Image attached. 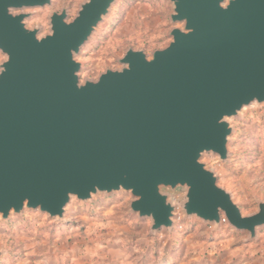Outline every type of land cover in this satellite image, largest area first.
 <instances>
[{
	"label": "water",
	"instance_id": "obj_1",
	"mask_svg": "<svg viewBox=\"0 0 264 264\" xmlns=\"http://www.w3.org/2000/svg\"><path fill=\"white\" fill-rule=\"evenodd\" d=\"M172 41L149 58L128 50L120 70L80 82L76 56L117 0H88L76 18L28 29L51 0H0V217L38 210L64 219L72 198L129 192L130 209L153 233L179 211L219 228L264 227V203L242 214L205 153L228 159L229 122L264 104V0H168ZM184 197L173 203V194Z\"/></svg>",
	"mask_w": 264,
	"mask_h": 264
},
{
	"label": "rangeland",
	"instance_id": "obj_2",
	"mask_svg": "<svg viewBox=\"0 0 264 264\" xmlns=\"http://www.w3.org/2000/svg\"><path fill=\"white\" fill-rule=\"evenodd\" d=\"M88 0H51L44 8L14 11L26 13L28 29L39 38L51 33L50 17L67 11L73 21ZM174 7L168 0H117L90 40L75 57L81 64V83L97 81L108 70H120L128 50L143 51L149 58L168 47L174 28ZM7 57L0 51V68ZM233 133L228 159L205 153L201 162L213 171L218 185L229 192L245 216L264 203V104L245 107L229 120ZM185 192L173 194L178 204ZM129 192L98 194L86 202L72 198L64 219H53L38 210L0 217V264H252L264 252V227L259 228L254 253L243 251L248 233L236 231L224 219L219 228L186 218L179 211L172 230L153 233L150 219L130 209ZM259 234V235H258ZM228 246L225 247L224 242ZM241 253L229 254L230 248ZM236 252V251H235ZM193 257V259H192ZM195 258V261H194ZM258 264H264V255Z\"/></svg>",
	"mask_w": 264,
	"mask_h": 264
},
{
	"label": "crops",
	"instance_id": "obj_3",
	"mask_svg": "<svg viewBox=\"0 0 264 264\" xmlns=\"http://www.w3.org/2000/svg\"><path fill=\"white\" fill-rule=\"evenodd\" d=\"M259 235V234H258ZM258 240V239H257ZM257 240L256 241H251V242H247V241H245L246 243H244V247H246L245 245H247V244H250V243H252L250 246H249V249L248 250H246L247 248H242L241 246L240 247H236V248H230V250H229V254H231V253H241V249H243V251H247V252H251V253H254V250L252 249V247L255 245V243L257 242ZM225 244H223V245H225V247H227L228 246V244H227V241L226 242H224ZM227 245V246H226ZM229 247V246H228ZM236 251V252H235ZM263 255H264V252L262 253V255L261 256H258L257 258H253V259H255V260H257L258 262H259V260H260V258H262L263 257ZM192 259H193V257H192ZM193 260H190L189 262H187V263H185V262H179L178 260H176L173 264H196V261H195V258H194V261L195 262H192ZM257 261H255V262H253L252 264H258L257 263ZM242 264H246L245 262H243ZM247 264H250V262L248 263L247 262Z\"/></svg>",
	"mask_w": 264,
	"mask_h": 264
}]
</instances>
